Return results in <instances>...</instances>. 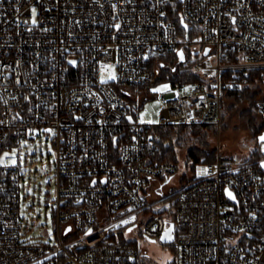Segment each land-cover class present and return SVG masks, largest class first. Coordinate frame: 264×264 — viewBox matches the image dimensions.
Returning <instances> with one entry per match:
<instances>
[{"label":"built area","instance_id":"2783aa9c","mask_svg":"<svg viewBox=\"0 0 264 264\" xmlns=\"http://www.w3.org/2000/svg\"><path fill=\"white\" fill-rule=\"evenodd\" d=\"M171 4L187 30L169 19ZM167 53L190 56L203 79L167 82L159 121L149 123L139 106ZM253 69L264 77V0H0V155L49 144L56 183L55 236L31 240L22 164L0 163V264H141L130 227L171 244L170 264H264V142L243 162L218 145L213 161L180 173L179 162L156 160L152 133L219 129L225 90H241V72ZM258 109L264 119V99Z\"/></svg>","mask_w":264,"mask_h":264},{"label":"rangeland","instance_id":"374dc122","mask_svg":"<svg viewBox=\"0 0 264 264\" xmlns=\"http://www.w3.org/2000/svg\"><path fill=\"white\" fill-rule=\"evenodd\" d=\"M169 64L165 66V68ZM161 74V73H160ZM159 74V75H160ZM167 86L163 81L149 88L150 98L141 100L139 113L147 122L157 123L160 118V104L162 91H154ZM257 98L259 101L264 99V86L261 85L260 93ZM249 100H244L238 104L233 112L228 111L227 115L221 120L220 128L216 129L211 139V147L218 145L225 152L232 153L238 160L246 161L259 146V138L255 136L249 126L248 118L242 116L245 108L249 107ZM141 105V104H140ZM256 116H258L256 114ZM259 117V116H258ZM257 117V120L262 122ZM223 123L227 126L224 127ZM261 135V134H260ZM5 153L8 155L5 156ZM15 153L13 156L12 154ZM52 148L47 143H38L36 146H22L5 150L0 155V163L22 164L24 178L22 180V230L31 240H48L55 236L52 210L48 205L50 199L55 196L56 183L54 180V163L52 160ZM186 152L181 150L179 153L180 173H183L186 166ZM189 167V166H188ZM50 173L52 178L47 181L46 175ZM177 179H173L174 184ZM165 191L167 188L164 189ZM174 200L165 201L169 206ZM141 227H135L131 231L126 230L127 239L135 241L139 246L141 254L145 257L147 264H170L174 258V251L171 244H162L159 240L149 238L142 234ZM153 241L155 243H153Z\"/></svg>","mask_w":264,"mask_h":264},{"label":"trees","instance_id":"16d2710c","mask_svg":"<svg viewBox=\"0 0 264 264\" xmlns=\"http://www.w3.org/2000/svg\"><path fill=\"white\" fill-rule=\"evenodd\" d=\"M177 5V4H176ZM169 19L175 23L179 31H185L188 28L183 25L182 17L179 13V7L175 8L174 4L170 5ZM174 7V8H173ZM164 60L168 62V66L163 69L160 75L156 76L152 81V86L157 83L166 81L176 83L189 84L194 83L203 78L194 73L192 66L194 60L189 58L186 62L180 61V57L177 53H167L158 55V60ZM230 74H226V78ZM241 76L244 77V86L239 91H233L226 89L223 96L222 115L225 117L228 111L233 112L238 104L243 103L244 100H249V107L243 111L244 118H248L249 126L256 137L264 131V119L261 116L258 109L259 99L257 98L260 93L261 85L264 86V77L261 70H250L247 74L241 72ZM147 88L145 86L142 89ZM256 114L259 116H256ZM257 117L262 120L259 123ZM223 126L227 125L223 123ZM217 127L215 125H158L152 128V133L158 137L159 151L156 153V160L159 161H171L179 162V153L181 150L186 152V166L191 167L200 161H213L216 157V147H211V139L215 134ZM260 156L258 148L253 151L250 157L256 158ZM184 179H187V177ZM174 195H171L167 200L173 199L171 203H175ZM153 210V209H152ZM154 213H163L162 210H154ZM172 216L173 212L169 211ZM173 219V217H172ZM135 242V241H131ZM147 261L142 260L141 264H147Z\"/></svg>","mask_w":264,"mask_h":264},{"label":"snow or ice","instance_id":"6c2138e0","mask_svg":"<svg viewBox=\"0 0 264 264\" xmlns=\"http://www.w3.org/2000/svg\"><path fill=\"white\" fill-rule=\"evenodd\" d=\"M113 7H115V6H113ZM35 15H36V9L33 8V9H32V16L35 17ZM232 19H233V23H235V17H233ZM31 22H32L33 24H35V23H36V20L33 18ZM119 27H120V25L117 24V25H116V28L118 29ZM185 27H187V26L185 25ZM145 58H147V57H145ZM181 59H183V56H182V55H181ZM69 63L74 65V64H75V61H69ZM106 67H107V68H110L111 66H106ZM107 78H108V79H113V80L116 79L115 75L112 74V73H109V75H108ZM101 82H102V83H103V82H106V80H102ZM164 90H167V86H164V88H160V89H154V91H158V92H159V91H164ZM77 119H79V117H78ZM129 119H130V118H129ZM149 122H151V121H149ZM48 131H51V130H48ZM259 139H260V141L264 142V136L259 137ZM7 155H8V154L5 153V156H7ZM12 155L14 156L15 153H13ZM0 162H2V161H0ZM12 163H15V160H13ZM262 166H264V165H262ZM202 171L206 174L208 170H207V169H203ZM93 183H95V181H93ZM228 195H229V197H231L232 199H235V197L232 195L231 192H228ZM125 223H127V221H125ZM89 231H91V230H89ZM129 231H131V229H130ZM171 232H172V229H171L170 227L167 228V229L165 230L164 235L161 237V240H169V239H171ZM153 243H155V242L153 241Z\"/></svg>","mask_w":264,"mask_h":264},{"label":"water","instance_id":"95a60500","mask_svg":"<svg viewBox=\"0 0 264 264\" xmlns=\"http://www.w3.org/2000/svg\"><path fill=\"white\" fill-rule=\"evenodd\" d=\"M183 22V25H186V23L184 22V21H182ZM183 59H184V56H183ZM183 59H181V60H183ZM261 136H264V133L263 134H261V135H259V137H261ZM258 137V138H259ZM259 141H260V139H259ZM47 179H49V176H47ZM231 192V191H230ZM232 193V195H233V192H231ZM234 196V195H233ZM171 228L172 229V232H171V239H169V240H164L165 242H172L173 240H174V230H175V222L174 221H170V223H169V225L167 226V228ZM132 227H130L129 228V230L131 229ZM166 228V229H167ZM165 233V232H164ZM164 235V234H163Z\"/></svg>","mask_w":264,"mask_h":264}]
</instances>
